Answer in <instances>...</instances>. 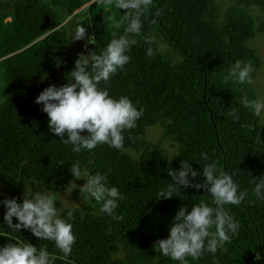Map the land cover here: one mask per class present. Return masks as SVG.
I'll use <instances>...</instances> for the list:
<instances>
[{"label": "trees", "instance_id": "obj_1", "mask_svg": "<svg viewBox=\"0 0 264 264\" xmlns=\"http://www.w3.org/2000/svg\"><path fill=\"white\" fill-rule=\"evenodd\" d=\"M231 1L221 15L216 0H152L141 16L137 43L127 53L130 60L99 85L114 97L127 96L143 108L142 116L123 131V150L99 144L74 153L49 132L48 117L34 102L50 84L67 83L78 58L54 73L61 62L57 52L70 47L61 22L70 17L75 26L86 28L80 41L92 34L95 44H87L89 52L99 54L123 34L124 10H103L96 0H14L6 10V0H0V172L16 181L66 185L72 179L69 165L79 160L82 167L90 164V174L107 172L108 184L124 196L115 209L119 220L97 214L99 205L92 200L70 208L75 241L68 256L27 229L12 231L0 205V246L44 247L55 257L53 264H177L160 255L154 242L167 238L181 205L190 211L201 200L211 205L212 198L206 189L194 187L177 189L171 198L157 200L155 195L171 183L167 167L176 170L188 160L199 173L208 162L200 153L206 152L219 169L235 172L238 191L247 195L238 205L224 206L239 227L223 251L188 258L189 264H213V256L215 264H264V200L251 191L252 177L264 173V118L239 104L241 96L257 98L254 82L226 78L239 59L250 64L255 81L261 57L251 41L264 34V19L251 9L264 10V0ZM146 35L152 38L151 56L146 55ZM231 109L237 110L238 120L228 115ZM154 126L161 133L152 139L147 131ZM196 182L203 183V177L198 175ZM73 192L79 196L78 189ZM5 196L11 198L0 190V200Z\"/></svg>", "mask_w": 264, "mask_h": 264}, {"label": "clouds", "instance_id": "obj_2", "mask_svg": "<svg viewBox=\"0 0 264 264\" xmlns=\"http://www.w3.org/2000/svg\"><path fill=\"white\" fill-rule=\"evenodd\" d=\"M96 3L103 10L110 7L124 10L121 22L127 21V24L123 34L112 38L99 54L96 51H90L87 55L79 54L74 61V68L67 74L68 82L59 87L50 84L34 101L41 105L40 110L48 117L49 132L59 136L63 144L71 145L74 153L92 150L99 144L123 150V131L134 128L143 114V108H138L127 96L114 97L106 87L101 88L99 85L102 81L106 85L117 70L130 60L127 53L137 43L134 37L141 32V16L152 0H96ZM85 33L86 28L77 25L72 30L71 40H84ZM144 40L149 44L146 55L151 56L152 38L146 35ZM86 43L95 44L92 34H88ZM252 71L248 62L238 59L227 69L226 78L240 84H251ZM43 79L44 76L41 81ZM239 104L257 118H264V99L241 96ZM228 115L233 121L239 119L236 109H231ZM82 132L86 134L82 135ZM200 158L208 162L203 164L199 173L188 160H181L179 169L167 167L166 173L171 177V183L155 195L157 200L171 198L177 189L194 187L206 189L212 198L211 205L201 200L193 203L190 211L181 205L172 217L167 238L154 242L160 255L177 264H189L188 258L195 261L205 252L214 254L218 249L223 251L224 245L239 227V222L233 219L224 206L238 205L247 195L244 190L238 191L233 179L235 172L219 169L217 162L210 160L206 152H201ZM69 173L72 179L65 185L63 194L42 183L30 181L24 183L19 202L18 198L7 196L0 200V205L5 209L3 222L12 231L23 228L39 240L52 241L64 256L71 253L75 235L69 222L71 209L65 212L64 217L61 211L65 209V202L69 201L67 197L74 190L78 189L80 200H92L99 205L97 214L111 216L114 220L121 218L115 209L118 202L124 199L116 186L108 184L107 172L90 174L77 160L69 165ZM198 175L203 177V183L196 182ZM80 179L84 183L78 186L74 181ZM251 182L253 195L257 200H264V173L252 177ZM57 201L60 202L59 208L56 206ZM13 217L16 223H13ZM54 259L46 248L37 249L30 243L8 242L0 246V264H53Z\"/></svg>", "mask_w": 264, "mask_h": 264}, {"label": "rangeland", "instance_id": "obj_3", "mask_svg": "<svg viewBox=\"0 0 264 264\" xmlns=\"http://www.w3.org/2000/svg\"><path fill=\"white\" fill-rule=\"evenodd\" d=\"M218 2V6L221 10V15L224 14L226 9L233 5L235 2L231 0H216ZM14 0H6L7 8L6 10L10 9L12 7ZM253 12H255L256 15L264 19V10L260 8H252ZM251 11V12H252ZM254 14V15H255ZM61 25H64L65 30L67 32V37L70 42V47L66 50L58 51L57 54L61 59V62L59 66L56 68V71L54 73H61L62 69L64 68L65 64L69 61H71L73 58L78 56L79 54L83 53L87 55L89 53L88 45L85 41L80 40H71V33L74 29V21L73 18H66L61 22ZM251 44L253 47H255L258 51L259 56L261 57V66L260 70L256 75L254 82L256 97L264 99V34H258L252 41ZM161 48H164L162 46ZM161 133V129L159 126L150 127L147 131V135L151 137L152 139L158 138ZM84 167H86L87 171L90 167V164H84ZM29 181L26 180H13L9 175H6L4 173L0 172V190L4 193H6L10 197H16L20 198L23 191H24V183H28ZM78 186L82 185L84 183L83 179L75 180L74 181ZM31 186V185H30ZM45 186V185H44ZM45 187H52L56 191H60L63 194V189L65 185H49ZM69 201H66V207L65 208H73V207H81L84 203L83 200H80L79 196H76V193L72 192L70 196L67 197ZM76 203L75 205L72 204ZM56 206L60 207V202H56Z\"/></svg>", "mask_w": 264, "mask_h": 264}]
</instances>
